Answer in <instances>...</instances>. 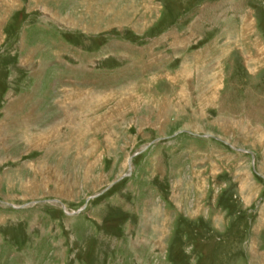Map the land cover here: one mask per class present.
<instances>
[{
    "label": "rangeland",
    "instance_id": "374dc122",
    "mask_svg": "<svg viewBox=\"0 0 264 264\" xmlns=\"http://www.w3.org/2000/svg\"><path fill=\"white\" fill-rule=\"evenodd\" d=\"M0 264H264V0H0Z\"/></svg>",
    "mask_w": 264,
    "mask_h": 264
},
{
    "label": "crops",
    "instance_id": "0c3cea01",
    "mask_svg": "<svg viewBox=\"0 0 264 264\" xmlns=\"http://www.w3.org/2000/svg\"><path fill=\"white\" fill-rule=\"evenodd\" d=\"M240 19H241V24H240V27H238L239 30L237 29L239 35H243V36H246V37L255 36L256 29H253V30H252V28L248 29V24L251 27V23H250L251 19L249 18V16L243 14V15H241ZM233 29H230V30L232 31Z\"/></svg>",
    "mask_w": 264,
    "mask_h": 264
}]
</instances>
